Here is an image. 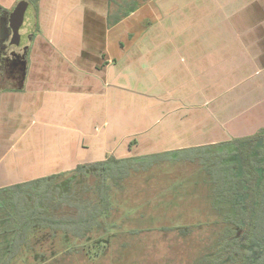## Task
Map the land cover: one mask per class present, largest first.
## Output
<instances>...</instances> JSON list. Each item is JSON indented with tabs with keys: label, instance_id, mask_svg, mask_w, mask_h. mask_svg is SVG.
Returning a JSON list of instances; mask_svg holds the SVG:
<instances>
[{
	"label": "crops",
	"instance_id": "0c3cea01",
	"mask_svg": "<svg viewBox=\"0 0 264 264\" xmlns=\"http://www.w3.org/2000/svg\"><path fill=\"white\" fill-rule=\"evenodd\" d=\"M23 3L0 0V189L264 130V0H139L112 26L108 0H38L6 50Z\"/></svg>",
	"mask_w": 264,
	"mask_h": 264
},
{
	"label": "trees",
	"instance_id": "16d2710c",
	"mask_svg": "<svg viewBox=\"0 0 264 264\" xmlns=\"http://www.w3.org/2000/svg\"><path fill=\"white\" fill-rule=\"evenodd\" d=\"M37 8L38 0H23ZM139 0H108L109 26L129 15ZM192 154L211 185V205L221 231L214 245L220 259L203 258L198 264H264V130L253 136L231 139L218 146L195 148ZM168 155L104 161L79 165L65 174L0 189V222L14 233L9 256L21 248L33 250V234L89 240L100 233L110 216L109 192L122 189L130 173H140L167 160ZM161 159V160H159ZM95 174V175H94ZM66 176V179H61ZM92 176V185L76 180ZM63 180V181H59ZM75 182V183H74ZM103 219V220H102Z\"/></svg>",
	"mask_w": 264,
	"mask_h": 264
},
{
	"label": "rangeland",
	"instance_id": "374dc122",
	"mask_svg": "<svg viewBox=\"0 0 264 264\" xmlns=\"http://www.w3.org/2000/svg\"><path fill=\"white\" fill-rule=\"evenodd\" d=\"M21 7L27 16L30 5ZM10 37L8 29L5 48L17 52L22 47L10 45ZM191 155L171 154L148 170L130 173L122 189L109 192L105 230L89 240L64 241L38 231L32 236L33 250L21 248L9 256L14 233L0 223V264H198L203 258L220 259L211 256L222 229L211 205V185L197 160H184ZM82 183L92 185V176L76 180L77 191Z\"/></svg>",
	"mask_w": 264,
	"mask_h": 264
},
{
	"label": "water",
	"instance_id": "95a60500",
	"mask_svg": "<svg viewBox=\"0 0 264 264\" xmlns=\"http://www.w3.org/2000/svg\"><path fill=\"white\" fill-rule=\"evenodd\" d=\"M11 31L12 35L9 43L16 47L22 46L24 43H26L27 37L32 31V17L27 15L20 20L14 21Z\"/></svg>",
	"mask_w": 264,
	"mask_h": 264
}]
</instances>
